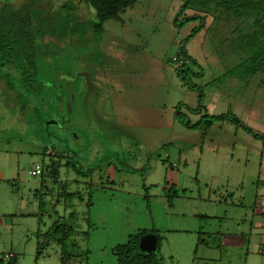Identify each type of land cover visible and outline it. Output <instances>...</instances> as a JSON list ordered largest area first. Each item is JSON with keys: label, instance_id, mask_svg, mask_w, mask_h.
<instances>
[{"label": "rangeland", "instance_id": "obj_1", "mask_svg": "<svg viewBox=\"0 0 264 264\" xmlns=\"http://www.w3.org/2000/svg\"><path fill=\"white\" fill-rule=\"evenodd\" d=\"M31 1L0 0V10H18ZM186 1L138 0L120 14L125 21L105 22L94 42L85 38L71 45L68 41L62 52L53 55L50 49L40 70L54 72L45 81L59 86L64 103L59 112L57 106L49 108L45 118L61 126L39 129L35 101L26 110L18 109L15 93L0 80V170L7 169L9 157H19V170L11 177L14 183L0 182V259L5 264L12 257L16 264H60L55 243H44L36 251L37 232L42 235L57 219L72 225L74 234L67 250L73 255L70 264H116L112 249L142 230L157 234L163 264H254L245 261V246L228 241L234 239L225 237L223 224L211 218L220 213L204 197L207 180L198 176L196 183L183 176L188 171L178 164L173 145L182 142L179 131L187 121L180 107L185 91L176 88V95L173 91L176 78L179 86L191 84L202 95L222 89L241 95L233 79L248 80L247 93L253 88L260 91L264 65L247 60L259 50L248 46L252 37L248 26L239 20L227 21L228 16L217 8L211 7L207 25L185 40L184 31L198 27L199 20L175 26L165 21V15L169 11L175 18ZM41 2L39 7L50 10L57 0ZM194 4L179 15V21L191 14L202 15L205 7L198 0ZM74 5L80 19L94 20L93 10ZM47 40L63 45L55 38ZM128 48L129 56H122L127 59L119 61L121 53L116 49ZM180 48L192 61L186 62L191 70L185 82L172 65L173 57L187 61ZM82 49L89 50L82 53ZM57 72L66 74L68 80L57 77ZM227 79H232L228 85ZM84 88L91 92L88 107L81 105L88 95ZM48 96L52 105V94ZM51 149L59 156L50 155ZM167 159L175 170L166 168ZM51 164L59 165L55 179L49 176ZM33 167L39 171L35 177L30 175ZM170 188L177 193L171 208L165 197ZM186 198L197 200L182 218L178 208L192 203ZM258 259V264H264V254Z\"/></svg>", "mask_w": 264, "mask_h": 264}, {"label": "trees", "instance_id": "obj_2", "mask_svg": "<svg viewBox=\"0 0 264 264\" xmlns=\"http://www.w3.org/2000/svg\"><path fill=\"white\" fill-rule=\"evenodd\" d=\"M137 1L138 0H67L66 3H62L55 9L50 8V10H46L43 7H39L42 3L41 0H33L28 5H24L18 10H0V80L5 81L7 83V89L15 93V99L19 101L18 109L26 110L28 104L31 105V101H35L37 104L35 110L39 112L37 118V120H39V129L42 127L44 128L43 131H48L54 124L61 126V124L55 120H47L45 115H48L49 108L52 107L55 108L57 106V112L61 111L60 106L64 103L59 94L60 91L57 92L59 86L45 81V78H51L50 75L54 76V72L45 74L40 70V62L42 59L49 57L48 51L52 49V55L53 52L55 54H57V52H62L63 47L66 46L68 41L72 42L73 45H79L89 32L92 33L93 36L98 35L102 31V25L105 22L118 19V16L124 10L133 6ZM74 2L84 4L88 9L93 10L94 20H80L76 15L77 7L74 5ZM194 2L195 0H187L177 11L176 17L174 18L175 26H181L184 23L199 20L198 27L194 28L185 40L191 38L195 32L204 28L207 25L205 21L207 18L206 16H211L209 15V9L211 7L217 8L225 17L228 16L227 21L230 19L239 20V24L248 26L252 33V37L249 38L248 46L249 48L259 49L255 52L257 55L249 58L248 62H260V64L264 65V55H262L264 53V0H198L199 4L205 7V11L201 10L202 15L191 14L179 21L178 17L182 12L191 7V4L192 6L197 5L194 4ZM210 19H212V17H210ZM237 28L244 29L245 26H237ZM237 28H234V30ZM46 37L55 38L58 42L63 43L62 47L53 43L51 40L45 41ZM242 40H244L243 37ZM57 46V50H54V47ZM180 49V53L187 61L183 60V65L177 69V73L185 82V74L191 70L186 62L192 61L185 55L182 48ZM259 55H262V57L258 58ZM49 59H53V57ZM46 60L48 61V59ZM62 74L63 72H57L56 75L59 78H66V80H68L67 75ZM187 85L189 89L196 91L198 94V107L196 110V112H198L201 109V90H198L191 84ZM85 91L86 88H84V93ZM49 93L52 94V105L49 102ZM72 95L70 94L67 98ZM66 100L68 99L64 98L65 102ZM177 111H179V109ZM189 112L195 113L190 110ZM203 117L204 118H201L195 124L187 123V126L202 131L218 120H226L244 128L240 121L234 116L223 115L218 117ZM183 124H186V121H184ZM50 152V155L53 156H59L58 154H60L56 149H51ZM68 164L69 162L67 161L65 165ZM168 166L169 169H175V166L171 164ZM49 168V176L55 179L59 165L51 164ZM165 192L167 193L165 197L170 205L172 198L175 196V191L173 188H170V190ZM148 233L155 235L157 238L156 249L152 253L142 252L138 246L140 238ZM73 234L71 223L57 219V221H55L45 233H42V235L37 232L40 241L37 240L36 251L38 253L44 243H55L60 250V264H70L73 255L67 253V250ZM159 244L160 241L154 231L142 230L130 236L126 243L115 246L111 253L116 260V264H163L158 252ZM0 264H5L3 259H0ZM8 264H16L15 258L12 257Z\"/></svg>", "mask_w": 264, "mask_h": 264}, {"label": "crops", "instance_id": "obj_3", "mask_svg": "<svg viewBox=\"0 0 264 264\" xmlns=\"http://www.w3.org/2000/svg\"><path fill=\"white\" fill-rule=\"evenodd\" d=\"M66 2L67 0H57L54 8ZM165 16L167 23L172 22L174 24V13L171 12L170 14L167 11ZM113 21L122 23L125 20H122L119 15L118 19ZM189 33L188 30L184 31V35L188 36ZM86 38L94 42L92 33L89 32ZM70 44L73 45L72 42ZM88 50L82 49V53ZM91 50L94 52L96 49ZM101 50L106 53L108 51L112 52V49H99L100 53ZM116 50L121 53V56L118 57L119 61H125L127 58L122 56H129L131 51L130 48ZM85 58L86 56L83 54L82 60L85 61ZM84 67H86L89 74L90 68H87V64ZM159 69L162 68L159 67ZM230 80L232 79H227L225 84L228 85ZM165 81L167 85L170 83L168 79ZM232 81L241 95L231 94L229 90L223 89L221 91L217 90L218 94L214 95H204V93L201 98V109L196 112L198 107L197 92L179 86V79L176 78L173 93L177 94L176 88H179L181 92L185 91L180 107H182V112L187 121L186 124L182 125V130L179 131L180 134L182 133V137L179 136L182 142L177 143L176 146L173 145V147H175L176 156H178V164L185 168L184 172L188 171L183 176L196 183L200 182L197 179L198 176L207 180L204 184L207 195L205 194L204 197H207L210 204L215 206L218 213H220H216L211 218L215 222L223 224L225 237L234 239L228 241L237 240L240 241L243 247L245 246V261L249 260L254 264H258L259 254H264V138L257 137L258 135L264 136V88L260 91L253 88L250 93H247L248 80L233 79ZM256 86L258 87V84ZM88 87H91L90 90H92L90 83H88ZM90 93V91L87 92L88 95L82 101V106L86 104L88 107V101H91ZM189 110L195 113H191ZM206 115L208 117L234 116L244 128L226 120L214 122L203 129L201 133L198 131L199 129L187 126V123L195 124L200 117ZM197 132L201 135L199 136ZM211 154H215L214 159L209 158ZM166 157L169 159L170 156ZM17 159H19L18 155L15 159L9 157L5 162L7 169L0 170L1 183L7 185L14 183L11 177L19 170ZM168 159L166 165L175 166ZM167 166L166 168H169ZM199 167L201 172L198 170ZM33 169L37 168L33 167L31 170ZM175 197H177L176 192ZM186 199L192 203L188 202V206L178 208L179 211H183L181 212L182 218L185 216L184 212L193 210V206L190 204H196L197 200L195 198ZM172 200L170 205L168 200L166 201L169 208L172 207ZM21 209L23 211V208ZM195 215L193 214L192 217ZM181 221V225H184V220ZM221 233L222 231L219 230L216 234Z\"/></svg>", "mask_w": 264, "mask_h": 264}, {"label": "water", "instance_id": "obj_4", "mask_svg": "<svg viewBox=\"0 0 264 264\" xmlns=\"http://www.w3.org/2000/svg\"><path fill=\"white\" fill-rule=\"evenodd\" d=\"M157 238L153 234H146L139 240V249L142 252L152 253L156 249Z\"/></svg>", "mask_w": 264, "mask_h": 264}, {"label": "built area", "instance_id": "obj_5", "mask_svg": "<svg viewBox=\"0 0 264 264\" xmlns=\"http://www.w3.org/2000/svg\"><path fill=\"white\" fill-rule=\"evenodd\" d=\"M172 65L174 66V68L177 70L179 69L182 65H183V59L180 58H172ZM39 174V171L37 169H33L30 171V175L32 177H35Z\"/></svg>", "mask_w": 264, "mask_h": 264}]
</instances>
